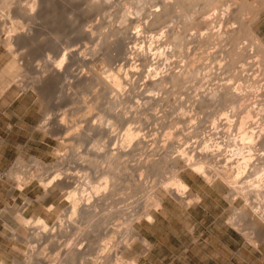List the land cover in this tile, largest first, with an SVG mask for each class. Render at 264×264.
Here are the masks:
<instances>
[{
    "label": "bare ground",
    "instance_id": "obj_1",
    "mask_svg": "<svg viewBox=\"0 0 264 264\" xmlns=\"http://www.w3.org/2000/svg\"><path fill=\"white\" fill-rule=\"evenodd\" d=\"M11 1H0V14L11 12L9 10ZM74 1L26 0L14 10L15 15L9 18L15 20L11 21L3 44L10 48L12 39L18 34L29 35V31L19 30L22 26L21 19L34 23L38 19L43 20V15L48 10L67 12ZM86 1L89 8L103 11L115 4L116 13L120 14L119 23L115 22L117 25H113L114 18L111 20L113 22L109 17L106 18L110 22L106 21L107 24L104 22L108 26L105 27L107 30L104 31L101 43L118 46V53L124 58L123 63L128 64L133 54L132 59L140 62L137 65L150 67L141 83L148 91L165 90V84L173 89L184 88L188 80L195 76L197 68L208 67L207 62L203 63L208 60L214 64L212 67L209 66L210 69L215 70L209 69L201 74V77L213 78L211 75L219 76L227 72L228 80L239 78L242 84L237 83L235 87L230 86L231 84L216 85L195 98V103L200 105L174 104L172 107L169 105L172 111L179 110L174 117L172 116L174 111L170 112V107L166 108L169 111H162L163 107L160 108L162 105H154L153 102L161 101L156 95L157 99L152 95L141 96L142 103L137 99L136 103L139 105L135 104L134 108L130 105L120 107L129 91L132 90L131 94H136V98H140L142 94L137 83L135 86L134 81L128 79L133 75L132 69L124 71L123 75L120 71H112L107 75L97 73L90 75V84L100 85L98 91L94 92V98H101L105 102L90 105L82 115L85 125L83 126V121L82 126L74 123L71 132L59 137L61 144L69 142L68 148L70 147L71 153L61 152L54 166L33 159L31 161L35 167L33 171L22 170L23 163L20 161H17V167L12 170V178L19 183L36 179L45 192L56 188L60 191L65 190L67 202L66 208L60 210L57 216L56 227L54 225L49 227L40 217L32 221L31 218L27 220L19 217L23 229L32 231L27 233L26 230L27 234L17 233L18 237L28 244L32 240H39L41 243H48L47 248L51 245L53 253L46 257L47 260H51L49 261L51 264H118L121 258L119 260L117 254L128 241L127 237L138 239L139 243L145 245V250L149 246L147 240L138 234L134 224L141 219H145L149 224L152 221L150 209H156L161 205L163 198L154 192V187L159 185L164 194L169 195L175 203L179 202L181 206L200 201L198 195L191 196L188 192L190 187L181 177V172L185 169L198 175L207 184L214 182L216 184L217 181L224 185L227 190L224 199L229 201L232 211L227 220L229 226L237 228L240 232L245 230L246 234V229L257 233L255 230H260L258 225H264V45L254 29L255 20L261 16L264 9V0H251V4L246 0ZM230 1L234 5L231 6ZM130 10L135 19L129 17L133 21L129 19L130 22H126ZM110 12L106 14L109 15ZM111 13L113 15V12ZM161 23L169 24L164 26L163 31L153 33V29L159 27ZM136 27L142 30L135 33L130 31ZM148 31L152 33L144 36L142 40L148 44L146 46L149 51L162 45H170L171 48L162 49L160 56L167 55L168 52L170 54L173 48L179 52L185 50L186 61L179 65L178 70L168 69L164 73H154L156 69L152 67L154 64L152 61L155 60L157 53L150 54L148 50L146 52L142 48L130 47V51L128 50L130 56H127L129 48L126 47V37L131 34L130 38L136 40L139 35L137 32L144 34ZM93 33L91 31L87 34L92 36ZM113 39L118 40H115L118 45H114ZM245 41L255 48V52L249 51V45ZM189 43L200 50L202 48L203 53L208 48L213 49L205 53L206 55L200 53L202 55L198 58H188L186 48ZM91 51L96 52L94 49ZM68 53L70 50L59 54L55 66L49 70L40 69L39 72L49 71L53 79L60 77L59 71ZM12 64L10 68L14 66ZM45 65H51V62L48 63L46 59ZM121 71L123 72V69ZM135 74L137 77L140 75L138 69ZM196 77L194 78L197 79ZM154 106H160L161 113L157 111L159 108L154 109ZM92 110H96L95 115L91 114L95 118L90 116L87 119L85 114ZM53 121L56 125H62L63 118ZM50 122L46 116L42 127L46 128ZM188 122L196 124L195 127L192 125L193 128L188 132L185 131L189 126L184 129L176 126L178 124L186 126ZM202 126L203 128L199 129ZM62 133L63 131L58 129L57 134ZM192 137L196 140H192V144H185V141ZM88 143L91 145L90 148L78 150ZM60 168L67 173L62 174ZM151 176H157L158 185L155 183L157 186L149 181ZM139 192H142L141 195H136ZM238 199L245 201L247 209H236L232 206ZM31 223L33 225L30 226ZM246 234L244 233L245 236ZM259 236L263 235L260 233ZM61 237H68L71 240L58 242ZM253 243H256V240ZM44 249L46 250L43 248L36 254L30 249L32 255L27 259H34L33 264H41L36 255H41ZM47 251L50 252L48 249ZM125 264H135V260L131 259Z\"/></svg>",
    "mask_w": 264,
    "mask_h": 264
},
{
    "label": "rangeland",
    "instance_id": "obj_2",
    "mask_svg": "<svg viewBox=\"0 0 264 264\" xmlns=\"http://www.w3.org/2000/svg\"><path fill=\"white\" fill-rule=\"evenodd\" d=\"M12 1L9 6L11 12H9V14L6 12L0 14V264H29L30 262V264H33L35 260L27 258H29L33 252V254L39 251L41 252L43 248H46V250L44 249L41 255H36V258H38L41 264H51V260L46 259L49 253H53L51 252L53 250L51 245L47 248L48 243H41L39 240H32L28 244L24 239L18 237L17 233L24 234L26 230L27 233L32 231V229H23L19 223V217H23L27 220L31 218L30 221L36 217H40L49 227L52 225L56 227L55 222L58 214L67 206L65 190L60 191L57 188H50L51 190L49 192H45L42 190L43 188L40 184L37 183L38 181L36 179L19 183L12 178L11 173L12 170L17 167V161L23 163L22 170L28 169L33 171L35 169L31 162L33 159L45 165L54 166L61 152L62 154L63 152L64 154L71 153L70 147L68 148V146H70L68 145L69 142L61 144L59 142V137L71 132L74 129V123H77V126H82L84 122L82 115L89 109L90 105H100L105 102L101 98L96 99L93 96L94 92L98 91L100 88V85H92L89 82L93 73L107 75L112 71H120L123 75L124 71L132 69L133 75L130 76L131 78L128 76V79L134 81L135 86L137 83L138 89L142 92L141 95L139 94V97L141 98V96L143 97L144 95L158 96L159 98L155 96V99L158 98V100L160 99L161 101L159 100L160 102L157 103L155 101L153 103L154 105L162 106H154V109L163 107L162 111H169V109L167 110L166 108H169V105L172 107L174 104L176 106L179 104L200 105L195 103V98H198L201 94L203 95L210 88L225 84H231L230 86L235 87L242 83L239 78L228 80L227 75L229 74L227 72V74L221 73L219 76L218 74L211 75L213 78H210V76H203L205 78L201 77L203 73H206L210 67L214 65L213 63H209L210 61L208 60L203 61V63L207 62L206 64L208 67L205 69L197 68L198 71H196L195 76L198 78L196 77L197 79H195V76H193V79L191 77L192 79L190 78L188 80L184 88L180 90L173 89L168 84H165V90H158L159 92L156 90L151 92L148 91L146 87H142L141 83L146 77L145 72L150 69V67L137 65L140 62H135L134 59H132L133 54L128 64H126V62L123 63L124 58L122 54L119 55L118 46L113 47L111 44L101 43L103 42L104 31L107 30L105 27L108 26L105 25L106 21L110 22L114 18V22L111 21L113 25H117L115 22L119 23L120 14L118 13V15L116 13L117 7L115 4H113V7L115 6L114 9H112L113 7L111 6L107 8L108 10L105 9L103 11L97 8H89L86 0H75L70 6V10L67 12L61 10H57L56 12L48 10L44 13L43 20L38 19L34 23L29 20L25 21L21 19L22 26L19 30L29 31V35L26 36V33L18 34L12 39V46L8 48L3 44V41L11 25V21L15 20L9 18L15 15L14 10H16L19 5L24 4L26 0ZM246 1L249 4L252 3L251 0ZM229 4H231V1ZM232 5L234 4H231V6ZM105 11L106 13L111 11L113 15L111 12L108 15ZM128 13V20L126 22H128L131 17L133 18L134 15L131 10ZM263 15L264 13L262 17ZM104 16L106 17L104 18ZM115 16L119 19H116ZM108 17L110 21L106 19ZM259 18L260 17L256 18L255 21H257V19L259 20ZM133 19L130 20L133 21ZM168 24L169 23H165L164 25V23H161V26L159 25V27L151 31L153 33L163 31L165 29L164 26ZM90 30L94 32L92 36H88L87 34L91 32ZM139 30H142V28L136 27L130 31L135 33ZM254 30H256L264 45L263 19L257 22ZM151 31L144 34L137 32L136 34L140 36L137 35L136 40L130 38L131 34L126 37V47L128 46L127 48H129L127 49V56L130 54L128 53L130 47L135 49L142 48L145 49L146 52L149 51L148 46H146L148 44L144 43L142 39H144V36H148L152 33ZM115 40L117 39L112 40L114 45H118V40ZM245 43L249 45L248 49L250 52H255L253 46H250L247 41H245ZM101 44L103 45L101 46ZM94 46L96 47L94 48ZM169 46L170 45H162L158 47V49L155 48L153 51L151 50L152 52L149 51L150 54L156 52L158 55L155 56L156 61H152L155 64V66L153 64L152 67L156 69H154V73H164L167 72L168 69L176 71L179 65L186 61L184 58L185 50L179 52L173 48L170 54L168 52L166 53L167 55L160 56V51L162 49L168 50L171 48V46ZM93 49L96 51L95 53H92L91 50ZM212 49L213 48H208L204 50L205 52L203 53L202 48L201 51L200 48L189 43L186 51H188L189 54L188 58H198L202 54L206 55L205 53H209ZM69 50L70 53L66 56L64 61L65 64L63 63L59 71L60 77H55L53 79V75L49 71H45L44 73L39 72L40 69H51L59 59V54L68 52ZM46 59H48V63L51 62V65H45ZM101 59L103 60L101 61ZM105 59L110 62H106ZM12 63H15V65ZM10 64L14 66L10 68ZM37 66L38 70L36 68ZM120 69H123V72ZM136 69H138L139 74L142 72L138 77L135 74ZM211 70H215V68H211L210 71ZM127 89L129 90V88ZM129 92L128 94H131L132 90L130 93ZM128 94H126L125 98L129 96L132 100L129 97V99L123 98L124 102L121 103L122 105L120 107L130 105L134 108L136 105H139L136 103L137 99L142 103V98H136V94ZM132 95H134V97H131ZM109 97H111V95H109ZM134 98H136V100ZM171 107L170 112L172 111ZM160 108L157 111L161 113ZM164 108L166 110H164ZM176 110L177 112H175ZM176 110H173L174 112L172 111L174 113H172V116L174 115V117L179 111L178 109ZM151 111L154 112L155 110ZM93 113L95 115L96 110L86 113L85 116L89 119ZM46 116L49 117L51 122L46 128H43L42 123ZM60 118H63L62 125H56L53 120H60ZM84 125L85 122L83 126ZM192 125H194V127L196 126L193 122L191 124L188 122L186 126H182L181 124L176 126L182 129L189 126L188 130L185 131L188 132L193 128ZM202 128L203 126L199 129ZM58 129H61L63 133L57 134ZM161 137L160 135V140L162 139ZM192 140L195 141L196 138H190L185 141V144H192ZM86 145H84L85 147L82 146L78 148V150H84V148L88 149L89 146L91 147L90 143ZM60 170L64 175L67 173V171L64 173V169L62 168H60ZM181 175L183 180L188 184V187H190L188 190L189 194L191 193V196L198 195L200 201L198 203L193 202L188 206H181L177 201L175 203V200L161 191V187L157 184V176H151L149 181L158 185L155 184L157 187H154V192L162 196L163 204L161 203L156 209H150L152 221L149 224L145 219L137 220L138 223L136 221L137 224H134L138 234L147 240L150 248L147 246L148 248L145 247L147 249L145 250V245H142L141 242L139 243L138 239H130L127 237L126 241L128 240V243L126 242L120 249L123 251L121 252L119 250L117 254L119 260L121 258L120 262L117 261L118 264H125L126 261L129 262L131 259L135 260V264H199L197 258V255L199 253L201 254L199 245L204 243V241H208V246L205 250L206 253H211V251H213L218 254L216 263L243 264L238 263V261H240L238 259L236 262L234 256L245 254L248 256V261L252 264H258V260L252 257L250 252H254L257 247L264 245V225H258L260 230H255V232L258 231L257 233H254L253 230L251 232V230L246 229V234L245 230L244 232H240L237 228L233 229V226L231 227L229 226L230 224L227 223L232 211L229 201L224 199V194L227 191L225 186L219 182L217 183V181L216 184L215 182L207 184L203 182L198 175H195V173L188 169L183 170ZM20 177H22V175H20ZM61 178H63V175H61ZM140 193L142 192L136 193V195L138 194L139 196ZM189 194L187 195L190 196ZM245 204V201L238 199L232 206L236 209H247ZM159 208L161 209L159 210ZM31 225H33V223H31L30 226ZM12 230L16 232L13 233ZM36 231H38V229ZM260 233L263 236H259ZM67 238L68 237H61L57 241L64 242L67 240V242H70L71 239ZM212 238L218 241L215 244V249H212V244L209 241L212 240ZM255 240L257 243L256 246V243H253ZM47 249L50 250V252H48ZM28 254L29 256H26ZM45 259L47 261H45ZM208 263L209 261L205 264Z\"/></svg>",
    "mask_w": 264,
    "mask_h": 264
},
{
    "label": "crops",
    "instance_id": "obj_3",
    "mask_svg": "<svg viewBox=\"0 0 264 264\" xmlns=\"http://www.w3.org/2000/svg\"><path fill=\"white\" fill-rule=\"evenodd\" d=\"M263 13H264V12L262 11V14H263ZM262 14H261L259 20L263 19V22H264V15H263V17H262ZM259 20L256 21V24H257V22H258ZM256 24H255V26H256ZM255 32H256V30H255ZM256 33H257V32H256ZM257 35H258V33H257ZM258 36H259V35H258ZM259 37H260V36H259ZM209 241H210L211 244H212V249H215V248H216V247H215V244H216L218 241H217L216 239H213V238H212V240H209ZM207 246H208V241H204V243H202V244L199 245V248H200V250H201V254L199 253V254L197 255V258H198L199 264H200V263H201V264H205V263L208 262V261H209L208 264H219V263H216L217 260H218V254H217V253H215V252H213V251H211V253H206V252H205ZM188 248H189V247H188ZM197 249H198V247H197ZM246 249H247V248H246ZM255 250H256V251H254V252H253V251L250 252V254L252 255V257H254L255 259L258 260V264H264V245L257 247ZM204 252H205L206 254H205ZM255 252H257V253H255ZM234 257L236 258V262H237V259L240 260V261H238V263L252 264L250 261H248V256H246L245 254L235 255Z\"/></svg>",
    "mask_w": 264,
    "mask_h": 264
}]
</instances>
